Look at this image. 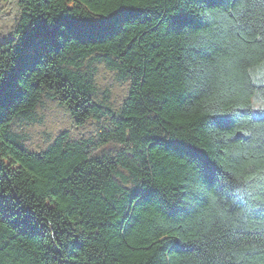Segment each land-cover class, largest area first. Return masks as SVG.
<instances>
[{"label": "trees", "instance_id": "obj_1", "mask_svg": "<svg viewBox=\"0 0 264 264\" xmlns=\"http://www.w3.org/2000/svg\"><path fill=\"white\" fill-rule=\"evenodd\" d=\"M258 101L264 0H5L0 264H264Z\"/></svg>", "mask_w": 264, "mask_h": 264}, {"label": "snow or ice", "instance_id": "obj_2", "mask_svg": "<svg viewBox=\"0 0 264 264\" xmlns=\"http://www.w3.org/2000/svg\"><path fill=\"white\" fill-rule=\"evenodd\" d=\"M76 2H77V0H73V3H76ZM75 23H76V22H73V24H75ZM173 148H174V150H176V151H178V152H181V153H183V152H185V151H190V150L187 148L186 145H180V144H178V145H174ZM261 170L264 171V166H262Z\"/></svg>", "mask_w": 264, "mask_h": 264}, {"label": "rangeland", "instance_id": "obj_3", "mask_svg": "<svg viewBox=\"0 0 264 264\" xmlns=\"http://www.w3.org/2000/svg\"><path fill=\"white\" fill-rule=\"evenodd\" d=\"M5 5V0H0V9ZM257 106L260 108H264V102L258 101L256 103Z\"/></svg>", "mask_w": 264, "mask_h": 264}]
</instances>
